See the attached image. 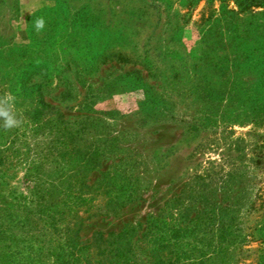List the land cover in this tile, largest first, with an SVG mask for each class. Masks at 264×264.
Masks as SVG:
<instances>
[{
	"label": "rangeland",
	"instance_id": "obj_1",
	"mask_svg": "<svg viewBox=\"0 0 264 264\" xmlns=\"http://www.w3.org/2000/svg\"><path fill=\"white\" fill-rule=\"evenodd\" d=\"M8 92L24 119L0 126V218L16 238L0 241V264L10 253L12 263L51 264L61 222L45 214L61 202H74L67 220L79 218L81 239L136 235L158 215L173 229L174 264L258 263L264 8L0 0V96Z\"/></svg>",
	"mask_w": 264,
	"mask_h": 264
},
{
	"label": "trees",
	"instance_id": "obj_2",
	"mask_svg": "<svg viewBox=\"0 0 264 264\" xmlns=\"http://www.w3.org/2000/svg\"><path fill=\"white\" fill-rule=\"evenodd\" d=\"M199 0H194V3ZM239 10L249 8H264V0H232ZM47 107V105H44ZM36 192V189H34ZM35 212L42 215L45 206L43 200L36 197ZM72 204L61 202L54 210L49 209L45 214V219H50V225L54 222H61V246L53 252L54 259L51 264H174L172 259V241L174 240L173 229L157 221L158 215L149 217L144 223L143 229L135 235V230H120L116 234L93 233L87 239H81L78 235V217L74 216L67 220ZM77 206V204H75ZM61 210V211H60ZM61 214L60 218L54 215ZM3 221L0 218V241L7 240L14 243L13 227L8 224L2 228ZM30 226V225H29ZM21 250L29 251L31 236L28 232L20 237ZM21 251H16L19 254ZM7 256L4 264H21L16 261L12 263ZM51 256V255H50ZM28 264V263H27ZM264 264V248L259 252L258 263Z\"/></svg>",
	"mask_w": 264,
	"mask_h": 264
},
{
	"label": "clouds",
	"instance_id": "obj_3",
	"mask_svg": "<svg viewBox=\"0 0 264 264\" xmlns=\"http://www.w3.org/2000/svg\"><path fill=\"white\" fill-rule=\"evenodd\" d=\"M44 19L41 17L37 21V30L44 27ZM16 96L8 92L0 96V126L6 130L18 128L23 123V114L16 110Z\"/></svg>",
	"mask_w": 264,
	"mask_h": 264
}]
</instances>
